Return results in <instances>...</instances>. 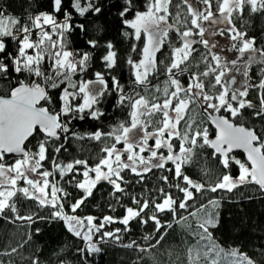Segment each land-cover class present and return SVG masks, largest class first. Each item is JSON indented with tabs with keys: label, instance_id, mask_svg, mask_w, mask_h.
<instances>
[{
	"label": "snow or ice",
	"instance_id": "1",
	"mask_svg": "<svg viewBox=\"0 0 264 264\" xmlns=\"http://www.w3.org/2000/svg\"><path fill=\"white\" fill-rule=\"evenodd\" d=\"M246 6L253 13L264 12V0H176L175 3L173 0H143V11L139 10L136 0H123L119 16L122 23L133 30L131 33L125 31L123 35L134 37L135 41H141L143 37V47L138 53L141 58L133 60L129 56L127 59L134 74L133 84L142 86L139 92L134 89L133 93H126L110 72L97 71L94 79L83 78V74L88 72L92 53L69 48V38L77 29L86 34L83 23L73 22L70 9L81 17L89 12L100 14L102 9L95 0H84L83 3L82 0H71L70 3L51 0V12L29 15L26 20L8 14L0 7V79L10 84L14 80L9 91L0 95V219L9 220V214H13L11 222L24 220L35 223L36 214L20 215L17 208L19 193L35 201L40 208L49 209L47 217L37 215V219L63 221L68 232L85 241L86 247L77 251L86 256L88 253H100L102 249L98 242H107L105 238L121 240L118 233L122 229L105 230L106 225L118 222L125 226L123 231L127 232L133 220L140 224L152 222L155 232L160 233L156 239L159 243L164 238L161 229L172 227L170 221L162 223L160 214L175 217L180 210H185L196 220L194 234L208 241L203 246L207 250L197 251L193 264L201 259L203 264H220L221 253L237 258L230 264H255L247 255L239 254L237 249L225 253L213 239L210 229L217 228L220 223L218 200L209 199L207 203L195 206L196 193L231 192L244 184L258 185L264 191V135H258L254 128L236 122L237 117L243 118L245 109H255L253 115L264 119V47L258 48L255 37H248L247 32L233 23V14H243ZM57 15L62 19L58 20ZM129 15L131 19L127 18ZM204 22L209 23V28L204 26ZM221 24L227 27L218 30L214 27ZM206 31L213 37L228 34L227 38L232 42L230 50L238 53L237 58L227 60L213 52L211 49L216 45L211 43L210 46V41L204 38ZM170 33H175L174 40L169 38ZM86 43L93 49L98 47L95 39ZM197 44L207 51L200 52L195 47ZM106 48L107 52L101 59L107 69H113L117 66V52L110 42ZM131 50L137 51L135 44ZM194 53L200 57L196 67L203 64L204 68L190 73L186 84L182 83L179 75L188 71L189 62L195 60ZM246 53L247 59L241 64ZM157 54L163 59L158 61ZM46 62L47 71L43 67ZM253 64L262 65L258 83H251L249 70ZM236 73L243 77L239 82ZM160 74L166 77L163 87L149 79L150 76L158 79ZM77 76L79 79H74ZM34 78H41L43 86ZM49 89H59V95L54 98ZM252 89L257 90L258 106L248 98ZM141 92H149L150 95H142ZM113 93L117 94V106L130 109L129 119L118 122L109 132L97 130L88 134L95 141L110 137L113 143L101 148L102 155L94 165L82 159L66 164L58 162L55 154L62 149L67 151L64 142L70 135L84 138L69 127L72 121L101 120L105 113L99 105ZM194 107H199L215 126L214 139L209 138L208 128L201 127L191 118L190 112ZM33 141L34 150L28 147ZM49 146L53 149L52 157L48 154ZM205 146L214 150L212 155L219 156V163L225 170L229 169L230 162L237 165L239 175L233 177L230 172L221 173L210 185L194 181L186 174L184 166L193 163L197 148ZM162 149H166V154ZM234 149H243L250 167L230 156ZM9 156L20 158L8 163L6 157ZM49 159L55 171L41 170L43 162ZM169 162L174 167H168ZM153 169L172 173L177 183L169 187H174L182 196L174 198L164 188L157 189L160 202L156 198L150 202L147 198L132 196L136 207H126L122 218L68 214L64 210V201L70 193L49 179L58 174L63 180L71 174L65 183L73 184L74 181V186L83 193L69 205L71 212L76 213L101 181L112 186L113 194L127 195L122 185L131 181L122 173L133 174L138 178L136 182L140 183ZM29 174H36L39 179ZM77 175L82 179L77 180ZM162 179L167 182L168 176ZM20 181L28 187H18ZM186 227L191 229L192 225L187 224ZM39 231L37 228L36 232ZM144 239L147 241L152 237L145 236ZM134 246L141 252L146 250L134 240L123 245L126 248ZM31 264L40 262L36 259Z\"/></svg>",
	"mask_w": 264,
	"mask_h": 264
},
{
	"label": "trees",
	"instance_id": "2",
	"mask_svg": "<svg viewBox=\"0 0 264 264\" xmlns=\"http://www.w3.org/2000/svg\"><path fill=\"white\" fill-rule=\"evenodd\" d=\"M66 2L70 3L71 0H66ZM83 2L84 0H82ZM95 2L102 9L100 14L89 12L81 17L74 9H70L73 22L75 24L83 23L86 34L77 29L69 38L71 41L69 48L80 52L87 51L92 53L88 72L83 74V78L94 79V73L97 71L106 74L110 72L111 75H114L120 81L126 93H133L134 89L139 92L142 86L133 84L134 74L131 66L127 64V59L129 56L133 60L141 58L138 53L143 47V37L141 41H135L134 37H125L123 35L125 31L133 32L132 29L122 23V18L119 16V12L123 8V0H95ZM175 2L176 0H173V3ZM136 3L139 10L143 11V0H136ZM0 7H3L8 14L19 17L21 20H26L29 15L51 12V0H0ZM213 11L215 12V5L213 6ZM127 18L131 19L132 16L129 15ZM233 18V23L240 30L247 32L248 37H255L258 48L264 47V12L253 13L246 6L243 14L237 16L234 13ZM57 19L60 20L62 17L57 15ZM174 37L175 33H170L169 38L174 40ZM33 38H37L35 33ZM55 38L54 36L53 39ZM89 39H95L98 42V47L95 49L91 48L86 43ZM109 42L114 45L113 50L117 52V66L113 69H107L101 59L107 52L106 45ZM133 44L136 45V52L131 50ZM195 47L202 53L207 51L200 44L195 45ZM194 57L195 60L189 62L188 71L179 75L182 83L186 84L190 78V73L204 68L203 64L196 67L200 57L195 53ZM157 58L158 61L163 59L160 54H157ZM43 67L47 71L48 63L46 62ZM261 67L262 65L260 64L251 66L249 70V75L252 78L251 83L259 82ZM108 78L106 75V79ZM34 79L37 83H42L43 86L41 78ZM74 79H79V76L74 77ZM149 79L152 80V83H159L163 87L162 82L166 77L160 74L158 79H153L151 76ZM13 85L14 80L13 84H10L9 81L0 79V95L6 94ZM49 92L55 98L59 95L60 90L49 89ZM141 94L150 95L149 92H141ZM156 95H159V93ZM248 98L253 100L258 106L257 90H250ZM99 107L105 113L101 120L97 121L91 118L74 120L69 125L73 132L84 138L77 139L70 135V138L64 142L67 151L62 149L59 154H55V159L58 162L66 164L74 159H82L88 160L90 165H94L100 155H102L101 148L113 143L110 137L95 141L90 139L88 134L97 130L102 132L111 131L112 126H115L120 121L129 119L128 113L130 109L124 106H117V94L115 93L106 96ZM254 111L255 109H245L243 118L237 117L236 122L245 127L254 128L258 135H264V119L254 116ZM190 116L201 127L208 128L210 138L214 137L215 132L199 107H194L190 112ZM151 143L153 142L150 141ZM173 143L176 144L177 141L174 140ZM34 144L35 141L29 144L28 147L34 150ZM161 151L166 154V149ZM212 153L213 150L208 146L202 149L197 148L196 155L193 156V163L184 166L186 174L194 181L205 185L215 183L217 176L224 172H230L233 177L239 175L237 165L230 162L229 169L225 170L219 163V156L214 157ZM48 154L50 157L53 156L52 146H49ZM230 156H235L246 164L245 158L241 153H234ZM14 159L13 157H6V162L11 163ZM43 165L44 168L41 170L55 171L52 168L50 159L45 160ZM168 167L174 166L169 162ZM122 175L131 181L127 185H122L125 187L127 195L121 193L113 194L112 186L106 181H101L93 189L92 196L85 201V204L76 213L71 212L69 205L79 199L83 193L74 186V181L73 184L65 183L66 180L70 179L71 174L66 175L63 180L57 174L54 177H50V180L57 182L58 187H63L70 193L64 201V210L70 215L82 217L91 215L102 218L105 215H111L115 218H122L126 214V207H136L132 203V196L141 199L147 198L150 202L153 198H156V201L160 202V194L157 191L159 188H164L165 191L171 192L174 198L182 196L174 187H169V185H174L177 181L173 178L172 173L164 169H153L152 172L145 174L143 181L140 183L136 182L137 177L127 171L122 173ZM163 176H168L167 182L162 179ZM76 179L79 180L82 177L77 175ZM21 185L24 186V183L22 182ZM196 196L198 199L195 202V206H199L200 203H207L209 199L219 201L220 223L217 228L210 229V231L213 232V239L224 249V252L228 253L231 249H237L239 254L247 255L255 264H264V191L260 190L258 185L244 184L231 192L218 190L216 193H212L209 191L196 193ZM117 197H119V202H117ZM17 208L20 215L23 216L36 214L34 215L35 223L24 220L11 222L13 214H9V220L0 219V264H31L32 260L36 259L39 260L40 264H193V257L196 252L207 250L203 246L208 244V241L201 240L194 234L193 230L196 227V220L189 216L185 210H180V214L175 217L171 214H160L162 223L170 221L172 227L161 229L164 238L159 243H156V239L160 233L155 232L152 222L140 224L138 220H133L128 225L130 231L127 232L123 231L125 226L117 222L106 225L105 230L122 229L118 233L121 236L120 241L117 242L105 238L107 242H98V246L102 249L100 253H88L86 256H81L77 249L85 248L86 242L68 232L63 221L36 218L37 215L47 217L49 215L48 208H40L35 201L24 198L19 193ZM181 217L186 219H181ZM97 223H99V220ZM187 224H191L192 228L186 227ZM37 228L40 229L39 233L36 232ZM145 236H150L152 239L146 241L144 239ZM133 240L146 250L141 252L135 246L132 248L123 247V245ZM149 245L154 246L149 247ZM13 248L16 249L15 252L12 251ZM213 256H215V253H213ZM229 257L230 255L225 256L224 253H221L220 264H226V260ZM197 264H203V259L198 261Z\"/></svg>",
	"mask_w": 264,
	"mask_h": 264
},
{
	"label": "rangeland",
	"instance_id": "3",
	"mask_svg": "<svg viewBox=\"0 0 264 264\" xmlns=\"http://www.w3.org/2000/svg\"><path fill=\"white\" fill-rule=\"evenodd\" d=\"M201 8L203 7V5L200 6ZM204 26L206 28H209V23L208 22H204ZM217 30L219 28H224L227 27L226 25H216L214 26ZM211 30V29H210ZM228 34H226L225 36H220V35H216V36H211L209 31H206L204 38L208 39L210 41V46L211 43H215V48H212V50L214 52H216L217 54H219L222 58H225L227 60H232V59H236L238 56V53L235 51L230 50L231 49V41L227 38ZM196 39H199V37H195ZM247 53L245 54V57L243 59H241L240 63L243 64L244 60L247 59ZM236 77H237V81L239 82L240 80L243 79V77L239 74L236 73ZM210 138V137H209ZM212 139V137L210 138ZM118 148L121 147V145H117ZM145 155H147V153H145ZM17 159V158H15ZM247 165V164H246ZM32 178L35 179H39V176L36 174H29ZM94 176V174H92ZM50 179V178H49ZM22 182L24 183V181H20L18 182V187H28V185L26 183H24V186L21 185ZM237 259L236 257H232L230 255V257L226 260V264H230L231 261Z\"/></svg>",
	"mask_w": 264,
	"mask_h": 264
},
{
	"label": "water",
	"instance_id": "4",
	"mask_svg": "<svg viewBox=\"0 0 264 264\" xmlns=\"http://www.w3.org/2000/svg\"><path fill=\"white\" fill-rule=\"evenodd\" d=\"M42 103H43V102H42ZM203 115H204V117L206 118V114L203 113ZM206 120L208 121V123H209L210 126L213 128V130H214V132H215V134H216L215 126L212 125L211 122H210V120H208L207 118H206ZM214 138H215V135H214V137H213L212 139H214ZM212 150H213V149H212ZM213 151H214V150H213ZM234 153H241V154L244 156L246 163H247L248 166L250 167V162L247 161V154L243 151V149H234L233 152L230 153V155H232V154H234ZM9 157H12V156H9ZM13 158H20V157H19V156H16V157H13Z\"/></svg>",
	"mask_w": 264,
	"mask_h": 264
},
{
	"label": "bare ground",
	"instance_id": "5",
	"mask_svg": "<svg viewBox=\"0 0 264 264\" xmlns=\"http://www.w3.org/2000/svg\"><path fill=\"white\" fill-rule=\"evenodd\" d=\"M247 164V163H246ZM248 165V164H247Z\"/></svg>",
	"mask_w": 264,
	"mask_h": 264
}]
</instances>
